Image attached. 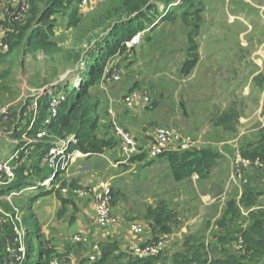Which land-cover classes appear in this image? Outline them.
Listing matches in <instances>:
<instances>
[{
  "label": "rangeland",
  "instance_id": "rangeland-1",
  "mask_svg": "<svg viewBox=\"0 0 264 264\" xmlns=\"http://www.w3.org/2000/svg\"><path fill=\"white\" fill-rule=\"evenodd\" d=\"M259 1L261 11L240 0H195L189 9L176 7V3L164 9L155 3L158 12L151 14L152 23L141 29L144 34L140 46L108 59L106 68L118 71L120 81H108V73L89 89V103L96 106V116L110 119L108 128L116 146L105 157L79 160L69 167L68 173L82 175L77 181L84 186L77 185L78 188L94 187L100 180H108L114 197L112 208L125 204L123 212H127L131 224L138 223L143 228L138 243L148 241L162 247L158 256L140 260L126 245L120 247L109 264H174V255L191 256L196 252L206 264L229 256L244 264H264V248L249 250L239 246L240 233L251 224L246 210L238 205L235 217L222 219L226 203H238L245 187L264 194V160L258 166L241 167L240 180L230 178L241 151L254 149L264 131V0ZM123 2L90 0L83 8L65 5L52 17V39L59 47L54 55L27 54L23 47L10 54L0 52V107L13 104L5 119H0V161L18 153L17 182L52 188L51 182L47 186L41 184L47 178H42L47 174L42 155L45 146L51 144L28 135L24 106L43 90L64 92V109L73 101V90L86 73L92 52L111 28L126 19ZM189 35L199 58L185 76L181 68L190 56ZM132 94L133 101L140 103L134 110L133 101L123 102L125 96ZM145 97L151 101L149 107L143 102ZM108 109L114 111V117L118 114L114 120L121 129L124 130L120 120L129 117L130 123L135 122L137 133L152 132L145 140L133 136L141 145L152 139L158 128L175 129L194 142L192 150H211L219 155V160L206 179L194 175L181 182L174 181L168 161L162 156L152 160L142 154L113 170L108 160L124 156ZM41 113L44 114V108ZM9 121L13 125L7 128ZM28 140L33 141L32 145ZM34 140L41 141L34 144ZM42 144V149H35ZM30 145L33 148L28 150ZM120 173L125 174L116 177ZM56 185L59 183L53 189ZM35 193L36 188L27 190L12 200L27 229L25 264L46 263L45 259L37 260L41 241L30 234L32 227L47 241L41 243L42 247H54L63 255L50 264H80L86 259L83 256L89 259L90 244H73V235L67 236L71 232L72 205L64 207L60 219V203L56 208L47 201L36 203L34 213L27 214L31 210L28 199ZM60 195L72 197L69 193ZM259 201L264 205V196ZM12 206L0 197L2 210L10 212ZM182 229L190 232L181 233ZM221 239L226 241L225 245ZM97 243L100 247L106 244ZM29 244L34 248L30 257Z\"/></svg>",
  "mask_w": 264,
  "mask_h": 264
},
{
  "label": "trees",
  "instance_id": "trees-1",
  "mask_svg": "<svg viewBox=\"0 0 264 264\" xmlns=\"http://www.w3.org/2000/svg\"><path fill=\"white\" fill-rule=\"evenodd\" d=\"M81 1L24 0L22 5L16 9L6 8L3 19L0 20V30L3 31V36L0 39V49L5 47L7 54L20 47H23L27 54L36 52H42L47 56L56 54L59 51V47L56 41L52 39V17L63 9L65 5L78 6ZM194 2L195 0H124L123 9L126 19L111 28L101 44L97 45L92 52V59L87 63L86 73L80 79L79 85L73 90V101L68 103L65 109L64 105L67 103L64 104L55 121L46 128L56 139L67 140L70 136L74 137L75 142H67L66 150L68 152L76 150L85 154L86 158H89L92 155H101L105 150L114 147L112 141L99 139L95 134L98 117L95 114L96 106L89 103V89L102 78L108 59L116 53L125 52L123 43L141 30L143 26L152 23L153 20L150 15L158 12V7L155 3L161 4L164 9L172 3H176V7L189 9L193 7ZM22 9H25V12ZM197 19L200 22V17H197ZM188 42L190 44V56L181 68V72L185 76L194 69L199 58L197 47L190 35L188 36ZM43 115L39 116L34 128L29 129V133L36 134L35 132L40 127ZM254 146L252 150L241 151L240 157L250 161L255 159L264 160V131H262L261 137ZM50 147L51 145H46L44 152ZM161 156L167 159L172 177L176 182L184 181L194 175L199 179H206L219 160V155L208 149L164 153ZM17 171L19 170L16 169ZM62 177H64V172L56 174L51 181L52 188L49 190L44 187H35L36 193L28 199V202L31 209L41 197L53 194L61 205L57 212L58 219L64 215V207L68 203L72 205L73 213L69 219V223L72 225L75 222L76 206L72 201L62 197L60 190L65 188L76 190L77 185L75 180L68 182L64 179L65 177ZM55 183H59L58 189H53ZM29 184L26 181L19 183L16 178L12 184L0 187V197L7 191H17L20 188L31 187ZM263 196V193L255 192L251 188L245 187L238 203L235 200L228 201L223 214V220L235 217L238 214V205L247 211L251 224L247 230L240 233V238L244 247L249 250L264 248V205H261L259 201V198ZM31 230L33 231L30 234L33 237H38L41 243H47L44 239L42 240V236H40L36 228L32 227ZM220 242L222 245L226 244L224 239H221ZM41 243L37 247L38 262L45 259L46 263L44 264H50L53 259L63 258L62 253H57L54 247H42ZM33 250V246L29 244L28 257H30ZM119 250L120 247L116 242L106 243L100 248L98 260L91 262L88 259H84L80 264H109L111 259L116 258ZM173 263L206 264L207 262L202 260V255L199 252H196L191 256L176 254L174 255ZM38 264H42L41 261ZM208 264L244 263L234 256H229L225 259L209 261Z\"/></svg>",
  "mask_w": 264,
  "mask_h": 264
},
{
  "label": "built area",
  "instance_id": "built-area-1",
  "mask_svg": "<svg viewBox=\"0 0 264 264\" xmlns=\"http://www.w3.org/2000/svg\"><path fill=\"white\" fill-rule=\"evenodd\" d=\"M15 7L18 8L23 2L19 3V0H15ZM90 0H82L79 4V8L85 7ZM25 12V9H22ZM153 25V24H152ZM151 25V26H152ZM144 31L136 32L129 40L123 43L125 51H131L140 46L142 42ZM3 49H6L3 47ZM107 67V66H106ZM113 70V73H112ZM108 73H111L108 81L117 83L120 81V73L114 71V69L105 68L103 79L106 78ZM135 98V94L125 96L123 102L125 104L131 103ZM67 95L64 92H49L43 90L41 93L32 97L28 103L24 106V120L28 122L29 129H33L36 125L41 110L44 108V115L40 127L36 131L37 139H46L51 147L43 153L42 163L47 170V178L42 181L44 184L47 181H52L54 176L59 173H66V171L79 159L84 158L86 155L79 151L68 152L66 150L67 142L75 139L73 136L68 137L67 140H58V142H51L56 139L46 128L55 121L63 105L66 103ZM145 106L149 107L151 101L148 97L143 99ZM12 103L6 104L0 107V119H5L10 111ZM108 114L111 116V126L116 137L120 141V151L124 156V159L129 161L133 157L145 154L150 159H157L164 153L183 152L192 150L194 142L189 137H184L177 133L175 129L158 128L155 131L154 136L150 140H146L144 145H141L134 137L129 135L123 129L118 127L114 120V111L108 109ZM48 139V140H47ZM18 154V153H17ZM14 154L6 161H0V187H5L12 184L16 180V166L18 164L19 155ZM235 169L230 176L231 180L236 181L241 179L240 168H246L254 165L261 164L260 159L244 160L238 157L235 161ZM35 187H26L18 189L17 191H7L3 198L12 206V200L15 197L21 195L24 191L33 190ZM58 189V185L55 186ZM69 188L61 189L60 193H68ZM78 197L88 198L91 200L96 226L98 229L103 230L108 228L114 222V216L112 213V204L114 201L111 184L108 180H100L94 187L78 188L72 191ZM257 209V208H256ZM247 212V211H246ZM27 229L24 228L22 213L19 208L12 206L10 212H5L0 208V264H25L26 263V235ZM129 234L132 238H137L143 234V228L138 223H133L129 226ZM91 237L84 235H75L72 237L73 244H90L91 250L89 253V261L94 262L100 257V246L97 242H92ZM132 244L127 248L133 253V255L140 259L145 260L151 257L158 256L162 247L160 244H153L148 241L144 243H138L134 239L131 240ZM239 246L243 247L244 244L241 238L238 239Z\"/></svg>",
  "mask_w": 264,
  "mask_h": 264
},
{
  "label": "crops",
  "instance_id": "crops-1",
  "mask_svg": "<svg viewBox=\"0 0 264 264\" xmlns=\"http://www.w3.org/2000/svg\"><path fill=\"white\" fill-rule=\"evenodd\" d=\"M16 1H18V0H16ZM240 1H243L246 6L248 5L251 9H253L255 11L256 10L261 11L260 7H263L260 4L259 0H240ZM15 3H16L15 0H0V20L3 19L5 9L8 7H11V8L14 7ZM2 36H3V31L0 30V39L2 38ZM4 51H6V50L2 49V48L0 49V52H4ZM139 104L140 103L138 100H134L131 104L132 105L131 109L134 110L135 107L138 108ZM117 116H118V114L116 113V116L114 118H116ZM108 118L109 117L98 118V124H97V129H96L95 134L99 139L112 141L114 144V147H115L116 142L114 141L112 130H110L108 128L109 121H110V119H108ZM125 118H126V120H120V124L124 128V130H126L128 132V134H130L132 137L134 136V137L140 138L141 140H145L147 137H151L153 135L152 132H150V131L137 133V131L135 130V126H134L135 122L130 123L128 121L129 117H125ZM7 124H8L7 128H10L11 124L13 125L12 121L7 122ZM26 134H27V132H26ZM28 135L36 138V134L29 133ZM40 141L34 140V142H35L34 144H36L37 142L39 143ZM27 142H28V144H31V145L33 143V141H30V140H28ZM45 143L48 144V141ZM31 145L29 146L28 150L33 148ZM37 148H39V150L42 149L43 144L39 147L35 146V149H37ZM112 149L105 150L104 153L101 155H92L89 158H86V156H85L84 158L79 159V160H87V159L92 158L93 156L105 157L106 153ZM24 155L26 156V154H24ZM78 161H76V163ZM108 162H109V164L113 170H118L120 165H128L124 158H119V159H116L113 161L108 160ZM75 164H73V165H75ZM85 167L86 166H81V168H85ZM125 173H120L116 177H119ZM47 174H48V172H47ZM47 174L43 175L42 178H45L47 176ZM65 174H68V175H65V178L70 176L72 178L71 180L76 181V185H81V186L83 185L84 186L83 183L77 181V179H79L82 175H75V174L69 175L68 170L66 171ZM85 186H87V185H85ZM76 189H78V187ZM72 191L73 190H70L68 192L70 194V196H72V197H64V198L68 199L69 201H72L74 203V205L76 206L77 213H75V215H74L75 216V222H74V224L71 225V232H69L67 236H69V234L73 235V236H75V235L89 236L90 235L93 238L92 241L103 242V243L116 242L118 244V246L121 248L126 247V245H127V247L129 245H131L132 239H134L136 242H139L141 240L140 237L132 238L129 234L128 230H129V226L131 225V222L129 221L130 219L127 215V212H123L124 208H126L125 204L118 203L116 206L113 207L112 213L114 216V222L106 230L99 231L100 229H98L96 226L95 213H94V209H93L91 200L88 198L78 197L75 194H73ZM42 201H47L52 206H54L56 208L59 204V201L55 198V196L53 194L41 197L36 203L39 204ZM34 205L32 206L33 208H31V210L29 212H27V214H30V213L33 214L34 213V209H35ZM67 206L68 205H66L65 207H67ZM67 214H70V213L67 212ZM183 232H185V234H188L190 231L186 230V229H182L181 233H183ZM83 258L87 259L88 257L83 256Z\"/></svg>",
  "mask_w": 264,
  "mask_h": 264
},
{
  "label": "bare ground",
  "instance_id": "bare-ground-1",
  "mask_svg": "<svg viewBox=\"0 0 264 264\" xmlns=\"http://www.w3.org/2000/svg\"><path fill=\"white\" fill-rule=\"evenodd\" d=\"M49 184H50V181H47V182L44 183V186H47Z\"/></svg>",
  "mask_w": 264,
  "mask_h": 264
}]
</instances>
